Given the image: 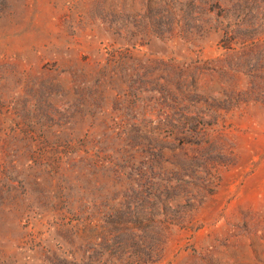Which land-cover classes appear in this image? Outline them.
<instances>
[{"label":"rangeland","instance_id":"rangeland-1","mask_svg":"<svg viewBox=\"0 0 264 264\" xmlns=\"http://www.w3.org/2000/svg\"><path fill=\"white\" fill-rule=\"evenodd\" d=\"M143 261L264 264V0H0V264Z\"/></svg>","mask_w":264,"mask_h":264},{"label":"trees","instance_id":"trees-1","mask_svg":"<svg viewBox=\"0 0 264 264\" xmlns=\"http://www.w3.org/2000/svg\"><path fill=\"white\" fill-rule=\"evenodd\" d=\"M102 120H105L106 117H104V115L101 116ZM132 131L127 129V128H119V127H115V128H93V129H89L87 131V136H89L88 138L90 139V137L92 138L91 140H95L97 138H100V140H109L110 143L119 145L125 142H128V139H136L140 141V138L138 136H132ZM76 170L80 171V167H77L75 165H69L67 163L66 168L63 170L62 172V178L64 180L65 185H69L71 184V180L73 178L71 177H75L74 174L76 173ZM40 179V178H39ZM158 190V189H156ZM165 191H168V189H163ZM154 192V191H153ZM152 192V193H153ZM154 200H153V211H155L156 213V218L155 219H149L150 217H147V215L143 216V220L142 222H148L150 221L153 224H161L164 222V220H166V218L168 217V211L170 209V206H172V204H177L180 203L182 199L174 197L173 199H166L164 198V196H160V195H155L153 194ZM164 218V220H163ZM129 220V221H128ZM132 219H126V217L124 219H121L119 221V223H127V224H132L134 221H131ZM187 218H183V219H179V221H177L174 225L176 226H182L183 224H186ZM168 228H166L167 230ZM165 232V231H164ZM145 261L143 262H139L137 264H144Z\"/></svg>","mask_w":264,"mask_h":264}]
</instances>
